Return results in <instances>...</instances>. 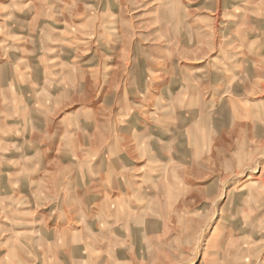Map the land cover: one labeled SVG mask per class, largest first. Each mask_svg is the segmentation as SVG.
Returning <instances> with one entry per match:
<instances>
[{"label": "rangeland", "instance_id": "obj_1", "mask_svg": "<svg viewBox=\"0 0 264 264\" xmlns=\"http://www.w3.org/2000/svg\"><path fill=\"white\" fill-rule=\"evenodd\" d=\"M262 22L264 0H0V264H107L123 245L141 264H262ZM131 141L161 153L141 177ZM111 147L126 201L60 235V181L79 195Z\"/></svg>", "mask_w": 264, "mask_h": 264}, {"label": "crops", "instance_id": "obj_2", "mask_svg": "<svg viewBox=\"0 0 264 264\" xmlns=\"http://www.w3.org/2000/svg\"><path fill=\"white\" fill-rule=\"evenodd\" d=\"M262 25L264 27V22H262ZM261 38L258 36H253L252 38L249 40L252 43H256L258 42V40H260ZM264 51V49H263ZM251 59L254 60L257 64L258 61L261 60V57L259 56L258 53H256V55L251 56ZM144 135V136H143ZM146 135L147 133H143L140 134V136H142L143 139H145L144 141H146ZM104 135H101L100 133H94L93 136H91L92 140H103L105 139L104 137H102ZM106 139H110V137L106 138ZM133 139L136 140V137H133ZM178 138H174L171 139V142L173 143L175 140H177ZM124 140H126L124 138ZM134 140V141H135ZM132 143L129 142V144ZM137 143V145L135 144ZM144 144V142H142ZM142 143L139 142H134L132 143L129 147L131 148V150L133 149L135 153V151L138 153L137 155H132V153H129L127 158H128V162L125 163L126 165H136L133 167H139L140 171L138 172V177H141L143 175V168H146L148 166H150L152 163H157L160 161V156L161 153L160 152H155L153 153H147V149L146 146H144ZM153 142L150 143V145H152ZM142 144V145H141ZM172 147V146H170ZM170 147H166L165 145L159 146V151L162 149H169ZM95 151V149H94ZM98 152V150H97ZM103 152H106L105 154L103 153V155H105V157L108 156V159L110 161L107 160V162H103L106 161L105 159H98V163L93 166L91 168L92 171V179H91V185L90 187H87V189H84L82 192H80V194L78 195V190H75V194H67V191L65 190L62 191L61 187H65L66 186V182L64 183V185L61 183L59 184V194L62 195L61 200H60V218L62 219V224L65 226L62 227L61 231H60V235H68V236H74L76 233L80 232V229H76L74 227L75 224H73V222L75 220H78V215L80 217V212L79 210L81 208H83V206L88 205V204H93L95 203V205H97V209L99 208V204L101 205V209H105L106 207H108V205L113 204V203H121V202H125L126 199L125 198H121V197H117V199L113 200L114 196H118V193L121 191H124V182L122 180V175H120L121 173H123L119 168H123V164H122V160H125L123 158H121L122 156H120V154L118 152H115L114 149L108 148V149H104ZM153 152V150H152ZM179 153V152H177ZM107 155V156H106ZM137 156V160L139 159V162L134 161L133 159H135L134 157ZM114 157H118L117 159H115ZM120 159V160H119ZM195 162H199V160L197 158H195ZM121 171V172H120ZM143 171V172H142ZM120 172V173H119ZM101 173V174H100ZM120 175V176H119ZM140 181L144 180L139 178ZM119 183V184H118ZM139 184V183H138ZM77 188V187H76ZM82 190V189H81ZM113 190H117L112 192ZM121 190V191H120ZM127 194H129V192H127ZM107 209V208H106ZM105 209V211H106ZM99 211V210H98ZM97 214H99V212H97ZM139 219H146V215H143L142 217L139 216ZM64 220V221H63ZM1 222V221H0ZM73 224V225H72ZM71 225L73 227H71ZM76 226V225H75ZM116 231V229H113ZM118 232L115 233L116 235H120V236H124L126 235V233L124 232V229H117ZM131 233L133 235H145L147 234V230L145 227H138V228H132L130 229ZM98 230L95 231V234H97ZM38 235H40L41 233H43L42 235H46V233H48V230L46 228H39L37 230ZM129 233V234H131ZM100 235V234H98ZM67 245L68 247V251H72V252H77L79 251L81 248L80 245H78L77 243L74 242V245H71L72 247L70 248V245L68 243H63L60 244L61 247V251H66L67 249ZM109 247V245H108ZM14 251V250H12ZM115 252V256L112 257H107V264H141L140 261L142 260V256H136V254H131L127 255L128 252V248L127 246L123 245V248L118 247L117 249H114ZM122 252V254H121ZM132 256H135L134 258ZM28 262V261H27ZM69 263V262H68ZM27 264H34V261H32V263H27ZM41 264H44V261L41 262ZM262 264H264V261L262 262Z\"/></svg>", "mask_w": 264, "mask_h": 264}, {"label": "bare ground", "instance_id": "obj_3", "mask_svg": "<svg viewBox=\"0 0 264 264\" xmlns=\"http://www.w3.org/2000/svg\"><path fill=\"white\" fill-rule=\"evenodd\" d=\"M253 184H255V183H252V184L249 186V188H250ZM249 188H248V189H249ZM246 189H247V185L244 186V187L241 189V191H244V190H246Z\"/></svg>", "mask_w": 264, "mask_h": 264}]
</instances>
